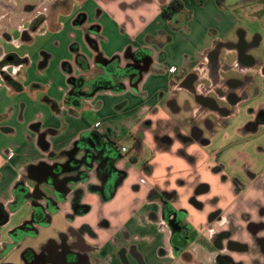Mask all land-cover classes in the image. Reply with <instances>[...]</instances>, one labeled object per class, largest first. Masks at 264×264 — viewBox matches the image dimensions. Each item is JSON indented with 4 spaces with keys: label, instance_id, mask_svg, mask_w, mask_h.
<instances>
[{
    "label": "crops",
    "instance_id": "crops-1",
    "mask_svg": "<svg viewBox=\"0 0 264 264\" xmlns=\"http://www.w3.org/2000/svg\"><path fill=\"white\" fill-rule=\"evenodd\" d=\"M81 1L67 25L52 20L56 33L70 29L67 53L55 57L40 49L20 63L28 66L22 79L0 74V204L9 210L0 246L33 209L31 197L12 206L25 178L30 192L41 193L36 202L63 198L48 224L18 245L20 253L39 252L61 236L72 244L80 236L90 246L89 264H222V254L264 264V228L254 234L248 227L264 223V122H257L264 111V56L252 51L264 32H250L240 21L264 24V0H182L190 15L180 27L160 14L170 0ZM240 41L251 45L240 50ZM135 53H147L139 80L123 76L114 78L120 89L90 90L92 80L110 76V61L117 70ZM82 77L87 84L72 95L77 89L71 79ZM35 87L43 88V99L19 97ZM105 130L118 134L115 162L126 174L111 198L90 188L100 184L98 160L87 179L76 177L84 164L78 170L68 164L78 141ZM125 140L132 148L122 151ZM54 164L63 169L47 183L43 168ZM77 190L79 204L89 206L84 214L74 213ZM164 192L172 195V207L186 211L188 245L181 252L162 216ZM225 231L249 249H231L226 240L216 244L215 236Z\"/></svg>",
    "mask_w": 264,
    "mask_h": 264
},
{
    "label": "flooded vegetation",
    "instance_id": "flooded-vegetation-1",
    "mask_svg": "<svg viewBox=\"0 0 264 264\" xmlns=\"http://www.w3.org/2000/svg\"><path fill=\"white\" fill-rule=\"evenodd\" d=\"M41 20L42 18L40 19V16H36L35 18H32L29 23L31 26L35 24L38 25ZM3 35L9 38L6 33H3ZM23 35L26 36L27 34L23 32ZM250 45V43L243 41H240L238 44L240 50H244ZM242 57L244 60L247 59L244 56ZM13 60L14 57L9 54H4L0 59V74L7 81L10 80V75L6 68L8 64L13 62ZM145 61H147V53H135L134 59L129 61L125 67H121L117 70H114V68L111 66L112 62L110 61V76H102L99 79L95 78L92 80L89 84L90 90H96L98 87L112 88L113 85H121L122 88L123 85L121 83L116 84L114 82V78H120L123 76H131L132 83H134L139 76V71L144 68ZM14 65L18 66L19 62ZM71 81L74 85V90L77 89V92H72V95H78V89L81 87V85L87 84L83 77L71 79ZM242 95H244V93ZM78 149L83 150V153L80 157L75 156ZM119 154L118 134L110 130H105L103 132H93L89 138L83 137L82 141H78L72 147V150L69 153L68 164L73 170H78V168L84 164L86 168L78 171L76 173V177L80 179H87L89 177V169H91L94 160H98V164L101 167L99 171L101 178L100 184L97 186L91 185L90 188L101 191L104 198H111L114 195L118 185L124 180L126 176L125 170L123 168H119L115 162V159ZM43 169L44 171L42 172V169L38 168L35 174H37L41 179L43 173V175L46 177L45 181L47 183H51L53 181L52 174H58L62 171L63 167L61 164H54L52 166H46V168ZM24 182L25 178L21 179L20 183L16 187L17 197L12 206H15L16 202L18 203V201L22 200L23 198L31 197L32 199L34 198L33 209L29 218H27L18 226L9 230V242L1 243L0 264H15L10 261H3L11 247L20 245V243L27 236L35 237L38 233V228L47 225L50 220L51 213L58 208L57 201L63 198L62 194H60L57 196V198H45L43 204L39 203L38 201L36 202L37 197L40 196L41 193H39L38 190L30 192L29 187ZM79 195L80 191L77 190L73 198L74 213L84 214L88 211L89 206L86 204H79ZM159 197L163 203L162 216L172 228V245L178 252H181V250L188 245L189 228L184 222L186 211L183 209H176L171 206L170 199L172 198V195L170 193L164 192L160 194ZM8 211L9 210L5 209L3 205L0 204V227L3 225L4 216H7ZM212 215H215V213ZM248 227L251 232L256 234L260 228H264V223L255 224L249 222ZM83 230H87L90 234H92V231L87 226H83ZM229 238V231L221 232L215 236L216 242H220L216 244L220 245L223 240H226V246L231 249H249L247 245L230 240ZM75 245L78 246V249H75ZM260 246L263 247V245ZM89 248L90 246L88 244H84L80 236H77V240L72 244H67L66 238L61 236L59 241L52 239L48 240V242L39 252L34 251L32 248H25L21 253V264H89V260L86 255V252ZM184 255H186V253ZM218 259L222 264H242L239 262H234L232 257L226 254L218 256Z\"/></svg>",
    "mask_w": 264,
    "mask_h": 264
},
{
    "label": "rangeland",
    "instance_id": "rangeland-1",
    "mask_svg": "<svg viewBox=\"0 0 264 264\" xmlns=\"http://www.w3.org/2000/svg\"><path fill=\"white\" fill-rule=\"evenodd\" d=\"M81 3V0H0V59L3 55L1 51L14 57L13 62L7 66V72L17 73V77L22 79L28 66L26 63L20 64L21 61H24L25 58L28 60L34 58L40 49L53 51L55 57L62 52L67 53L68 47L65 45V39L69 35L70 29H68V26H62L60 33H56V30L53 29V22L58 21L67 25L70 12H74ZM36 16H40V19L45 18V20L37 27L35 25L31 26L29 21ZM240 21L250 32H264V24L261 20L256 21L244 17ZM23 32L30 36L29 40L22 38ZM70 32L76 33L77 31L72 28ZM3 33H6L9 38L4 36ZM254 41H256V38H254ZM252 51L257 57L264 56V42H260L258 47H254ZM18 62L19 66L14 65ZM54 67H56V63L53 62L50 70L51 73L56 74V68ZM30 72L32 73L31 70ZM19 97L43 99V88L26 89ZM124 144L126 149L130 150L132 148L131 141L125 140ZM133 167L139 170L138 165L133 164ZM5 230L2 227V231ZM2 236L6 237V234L3 233ZM18 247L16 246V249L12 250L10 255L4 257L3 261L19 263L21 253L17 250Z\"/></svg>",
    "mask_w": 264,
    "mask_h": 264
},
{
    "label": "trees",
    "instance_id": "trees-1",
    "mask_svg": "<svg viewBox=\"0 0 264 264\" xmlns=\"http://www.w3.org/2000/svg\"><path fill=\"white\" fill-rule=\"evenodd\" d=\"M203 3V0L198 1V4L201 5ZM160 14L161 16L170 21L172 26L174 27H180L183 25L186 21V19L189 17L190 12L185 9L184 3L182 0H170L167 3H164L160 6ZM184 14V19L181 22H178L176 18L180 15ZM37 24H35V27ZM83 85V84H82ZM81 85V86H82ZM121 85H113L112 89H120ZM257 122H264V111H261L257 116ZM7 216H4L3 221L6 220Z\"/></svg>",
    "mask_w": 264,
    "mask_h": 264
},
{
    "label": "water",
    "instance_id": "water-1",
    "mask_svg": "<svg viewBox=\"0 0 264 264\" xmlns=\"http://www.w3.org/2000/svg\"><path fill=\"white\" fill-rule=\"evenodd\" d=\"M131 59H134V55H133V54L131 55ZM146 69H147V66L144 67L143 69H141V70L139 71V78H138V80L141 78V76H142V72L145 71Z\"/></svg>",
    "mask_w": 264,
    "mask_h": 264
},
{
    "label": "built area",
    "instance_id": "built-area-1",
    "mask_svg": "<svg viewBox=\"0 0 264 264\" xmlns=\"http://www.w3.org/2000/svg\"><path fill=\"white\" fill-rule=\"evenodd\" d=\"M121 150L122 151H126V148L125 147H121ZM145 181V178H142V182H144Z\"/></svg>",
    "mask_w": 264,
    "mask_h": 264
}]
</instances>
